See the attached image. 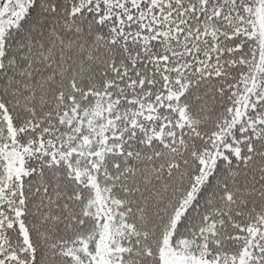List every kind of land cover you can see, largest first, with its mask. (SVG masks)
<instances>
[{
    "label": "snow or ice",
    "instance_id": "6c2138e0",
    "mask_svg": "<svg viewBox=\"0 0 264 264\" xmlns=\"http://www.w3.org/2000/svg\"><path fill=\"white\" fill-rule=\"evenodd\" d=\"M0 264H264V0H0Z\"/></svg>",
    "mask_w": 264,
    "mask_h": 264
}]
</instances>
